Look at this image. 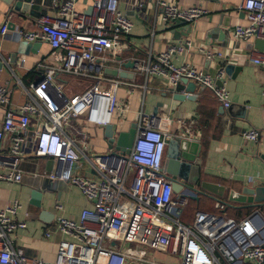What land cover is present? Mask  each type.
Wrapping results in <instances>:
<instances>
[{
  "label": "built area",
  "instance_id": "2783aa9c",
  "mask_svg": "<svg viewBox=\"0 0 264 264\" xmlns=\"http://www.w3.org/2000/svg\"><path fill=\"white\" fill-rule=\"evenodd\" d=\"M57 17L41 15L37 27H9L10 18L0 22V36L10 33L20 41L45 42L52 49L55 62L38 64L43 74L30 84V96L21 105L12 102V90L0 84V180L20 183L24 173L21 162L30 154L27 147L29 130L36 119L34 155L53 159L60 165L48 174L52 180H63L77 186L92 204L82 211L79 221L59 217L57 228L71 239L62 240L54 260L29 256L15 242V230L25 228L10 215L21 209L18 199L0 210V264H129L145 258L147 251L158 252L178 259V264H264V242H257L264 232L257 214L241 219L222 214L227 204L217 200L215 211H197L194 220H181L188 200L174 192L173 183L164 170L169 140L183 136L196 139L191 128L175 129L173 115L146 114L141 111L136 123L137 134L131 152L122 156L114 149L90 157L96 177L83 174L81 158H88V133L81 145L68 133L73 119L83 117L94 126L112 124L114 116L125 112L118 91L128 87L129 93L147 88L150 77L165 78L170 90L183 78L196 82L211 91L221 105L228 109L232 102L225 86L227 72L221 67L216 75L191 64L176 65L173 58L191 46L190 41L169 46L163 52L135 60V68H126L122 42L134 27L132 18L124 14L119 0H94L88 12L76 9L75 0H52ZM146 2L140 3L142 7ZM153 9L161 10L164 21L181 18L193 25L209 11L194 5L181 8L168 0H148ZM247 25H237L233 35L237 40H264V0H243ZM210 60L223 58L224 53L199 46ZM252 63L264 68V50L255 49L249 56ZM23 62H19L22 66ZM130 71L133 78L106 73ZM59 75L91 81L79 94L69 97L57 84ZM143 77L145 84L137 77ZM220 82V84H219ZM22 85V81L19 80ZM264 94V91H263ZM177 123H184L178 120ZM190 124V123H189ZM244 137L264 142V127L244 132ZM9 142L7 152L5 142ZM55 207L62 209L57 202ZM259 214V213H258ZM46 231L45 237H50ZM152 264H169L156 261ZM177 264V263H176Z\"/></svg>",
  "mask_w": 264,
  "mask_h": 264
},
{
  "label": "crops",
  "instance_id": "0c3cea01",
  "mask_svg": "<svg viewBox=\"0 0 264 264\" xmlns=\"http://www.w3.org/2000/svg\"><path fill=\"white\" fill-rule=\"evenodd\" d=\"M147 1L119 0L121 11L134 22L132 32L122 42L124 57L129 58V61L145 59L150 54L165 51L171 45L190 41L191 46L186 47L184 53L176 55L173 62L176 65L188 63L212 75H216L221 67L225 70L229 65L238 67L237 72L232 69L233 74L226 73L225 79L232 104L225 109L211 91L205 89L198 93L201 86L196 82L198 88L193 94L186 91L178 93L177 89H169L165 78L154 76L149 78L146 89L138 88L132 93H129L128 87L119 89L120 104L126 108L125 112L114 116V129L129 130L137 123L141 111L146 114L157 111L160 115H173L175 129H186L188 125L196 138L193 141L201 144V154L194 165L193 175L198 174L201 180L222 184L239 192L245 187L263 184L264 142L257 143L243 135L249 129L264 127V68L252 63L249 58L250 53L259 48L255 45L256 40H237L233 35L235 26L248 24L245 12L239 9L243 0H168L181 8L200 5L209 11L207 16L197 19L191 25V33L188 36L184 34L187 32L186 27H174L172 21H164L161 10L157 11L149 4L145 12L140 3ZM75 2L77 10L89 13L94 0ZM33 3L39 7L35 9V14L23 13L25 18H20L12 11L10 4L0 0V22L10 18L17 25L33 29L37 27L41 15L57 17V9L53 7L52 0H33ZM176 32L179 34L176 35ZM18 42L12 33L3 38L0 36V58L9 57L8 55L17 49ZM40 45L29 55L13 57L15 63L0 71V84L9 86L12 90L14 105L18 106L27 101L30 96V84L41 79L43 71L38 68V64L55 62L50 45L45 42H40ZM200 45L223 52L224 57L210 60L199 51ZM19 62H23V65L19 66ZM68 78V75H59L57 81L65 83ZM137 81L145 84V79L141 76L137 77ZM178 94L193 98L178 100ZM2 117L1 111L0 120ZM179 119L187 124L177 123ZM75 122L81 126V130L90 135L91 153L88 158H81V172L96 177L89 159L92 154H106L110 151L106 127L90 125L83 117L77 118ZM36 126V119L33 118L27 142L30 154L21 162L24 173L22 181L14 183L0 180V210L5 209L10 201L18 199L22 207L17 214L10 217L24 224L25 228L15 230L16 244L29 256L54 260L59 243L64 239H71L57 228L58 218L79 221L82 211L91 208L92 204L77 186L48 177V174L58 171L60 165L54 160L50 163L51 159L36 157L33 154L37 142ZM8 147L9 142L6 141L5 152ZM4 170L7 169L0 168V171ZM198 188L202 189L201 186ZM186 200L188 204L181 217L186 224L193 222L197 211H215L213 203L217 200L210 196L199 193L197 201L188 198ZM57 202L62 204L61 210L55 207ZM233 205L227 204V210L222 214L241 219L259 213L258 224L264 220V205L262 208L240 203ZM46 231H51L48 238L45 237ZM257 242H264V232Z\"/></svg>",
  "mask_w": 264,
  "mask_h": 264
},
{
  "label": "water",
  "instance_id": "95a60500",
  "mask_svg": "<svg viewBox=\"0 0 264 264\" xmlns=\"http://www.w3.org/2000/svg\"><path fill=\"white\" fill-rule=\"evenodd\" d=\"M12 6V11L17 13L18 17L25 18V13L32 15L35 14V9H39L38 5L33 3V0H4ZM92 10V6L90 11ZM143 10H148V3L143 4ZM24 13V14H23ZM17 24L14 21H10L9 27L14 29ZM174 27H186L187 32L185 36L190 35L191 25L184 19L176 18L172 20ZM182 30V29H181ZM179 32H176V35ZM255 45L259 50H264V40L257 39ZM40 42L29 43L26 41L18 42V47L10 55L1 56L0 58V71L7 68L9 64L15 63L14 58H18L19 55H29L30 52L36 51L40 47ZM136 61L130 60L126 63V68L134 69ZM238 71V67L226 68V72L233 74V70ZM106 73L111 75H120L125 78H133V73L128 71L118 72L115 69H106ZM198 86L194 81L188 78H183L176 86L178 93L186 91L189 94H193L197 90ZM198 93H202L205 88L200 87ZM185 94V93H184ZM184 98L191 99L193 97L189 95L178 94L176 99L183 100ZM153 114H157L155 111ZM106 133L109 137V149H114L122 156H126L131 152L133 147L137 127L136 124L132 125L127 131H117L114 129L113 124L106 126ZM201 144L197 141L190 140L183 136H177L169 140L165 160L164 170L167 173V177L172 181L174 192L184 199H192L197 201L199 199V193L210 196L216 200H220L230 206H234L233 203H240L252 207H261L264 205V183L255 187H245L241 192L229 187L218 184L215 182L201 180L200 175H193V168L201 154ZM53 159L50 160V163ZM201 186L202 189H199ZM227 198V200L223 199ZM257 215H259L257 213ZM264 224V220L262 221Z\"/></svg>",
  "mask_w": 264,
  "mask_h": 264
},
{
  "label": "rangeland",
  "instance_id": "374dc122",
  "mask_svg": "<svg viewBox=\"0 0 264 264\" xmlns=\"http://www.w3.org/2000/svg\"><path fill=\"white\" fill-rule=\"evenodd\" d=\"M91 81L87 80H80L75 77H70L68 78V82L62 83L59 80L57 81L58 85H61L63 89L66 91L67 95L69 97H72L76 94H79L80 92L84 91L88 85H90ZM84 89V90H83ZM76 119H73L71 122V126L67 127V131L71 136H73L77 142L81 145V141L83 140V135L77 134L74 128H77L81 130V126L77 125L75 122ZM89 135V134H88ZM88 140H90V135L88 137ZM87 153H91V149H87ZM93 155V154H92ZM215 205V203H214ZM156 261H162L165 263L169 264H178V259L173 258L169 255L158 253V252H151L147 251L145 258H143L142 261H139L138 263H129V264H152L153 262Z\"/></svg>",
  "mask_w": 264,
  "mask_h": 264
},
{
  "label": "trees",
  "instance_id": "16d2710c",
  "mask_svg": "<svg viewBox=\"0 0 264 264\" xmlns=\"http://www.w3.org/2000/svg\"><path fill=\"white\" fill-rule=\"evenodd\" d=\"M213 208H214V203H213ZM261 208H262V206H261ZM264 208V207H263ZM215 210V209H214Z\"/></svg>",
  "mask_w": 264,
  "mask_h": 264
}]
</instances>
